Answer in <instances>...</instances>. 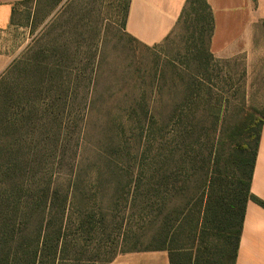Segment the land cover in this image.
<instances>
[{
    "label": "trees",
    "instance_id": "obj_1",
    "mask_svg": "<svg viewBox=\"0 0 264 264\" xmlns=\"http://www.w3.org/2000/svg\"><path fill=\"white\" fill-rule=\"evenodd\" d=\"M181 24L208 35L215 60L206 0H186ZM68 62L38 54L0 77V264H110L147 251L169 264H235L246 203L264 207L250 194L264 110L236 107L225 91L215 99L211 76H195L167 118L128 97L107 150L83 157L88 101L67 108ZM224 128L226 155L215 138Z\"/></svg>",
    "mask_w": 264,
    "mask_h": 264
},
{
    "label": "rangeland",
    "instance_id": "obj_2",
    "mask_svg": "<svg viewBox=\"0 0 264 264\" xmlns=\"http://www.w3.org/2000/svg\"><path fill=\"white\" fill-rule=\"evenodd\" d=\"M128 1L32 0L19 5L12 26L0 31V53L16 55L0 77L13 62L18 68L26 66L38 54L49 52L59 62L69 61L72 72L64 71L65 80L70 81L66 88L76 99L67 108L81 107L83 97L88 101L83 157L93 158V147L107 150L113 134L110 118L115 120L128 97L146 96L151 112H161L167 118L180 109L182 88L190 92L195 76H211L215 99L225 91L236 107L243 103L264 110V22L256 24L249 59L247 54H239L213 60L207 56L208 35L191 37L183 24L158 45L134 41L121 19ZM235 118L227 124L228 129ZM227 128L219 129L215 137L225 155L231 150Z\"/></svg>",
    "mask_w": 264,
    "mask_h": 264
},
{
    "label": "crops",
    "instance_id": "obj_3",
    "mask_svg": "<svg viewBox=\"0 0 264 264\" xmlns=\"http://www.w3.org/2000/svg\"><path fill=\"white\" fill-rule=\"evenodd\" d=\"M32 0H0V31L12 26V14ZM213 17L209 51L230 59L250 53L256 24L264 22V0H206ZM186 0H130L126 33L145 46L160 44L173 30ZM16 57L0 53V73ZM250 194L264 203V126L261 128L250 183ZM110 264H169L165 251L117 256ZM235 264H264V207L249 200L245 206Z\"/></svg>",
    "mask_w": 264,
    "mask_h": 264
}]
</instances>
